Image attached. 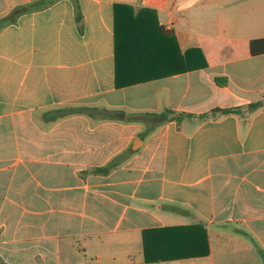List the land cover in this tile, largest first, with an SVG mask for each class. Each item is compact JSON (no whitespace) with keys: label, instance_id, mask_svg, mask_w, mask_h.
<instances>
[{"label":"crops","instance_id":"obj_1","mask_svg":"<svg viewBox=\"0 0 264 264\" xmlns=\"http://www.w3.org/2000/svg\"><path fill=\"white\" fill-rule=\"evenodd\" d=\"M37 1L0 0V20ZM142 8L165 35L150 55L125 49L121 68L162 74L118 85L116 15L136 37L153 21L134 20ZM254 40L264 48V0H56L2 27L0 264H264ZM80 107L95 109L60 111Z\"/></svg>","mask_w":264,"mask_h":264},{"label":"trees","instance_id":"obj_2","mask_svg":"<svg viewBox=\"0 0 264 264\" xmlns=\"http://www.w3.org/2000/svg\"><path fill=\"white\" fill-rule=\"evenodd\" d=\"M56 0H39L37 2L28 4L26 6L23 7V9L21 10H16L14 11V13L9 16L6 17L3 20H0V29L2 27H4L5 25L12 23L17 16L22 13V12H26V11H34V10H38L41 9L51 3H53ZM157 13L152 10V9H148V8H142L140 10H138L137 12H134V20H141V18H148V19H153V21H149L148 25H145L144 30L143 28L140 26L137 33H136V37L135 36H125L124 32H123V23L125 22V20H122L121 18L117 19L116 15V26H115V40H116V79H117V84H122L121 81H119L120 77L122 74H128L129 79L128 83H137L140 81H144L146 78L149 77H153V76H158L162 73L160 72H156L155 68L151 67L148 69H138V70H128V71H123V67L121 68V61L120 59H122L123 56V51H125V49L127 48H131L129 50H133L134 48L133 45L138 46V52L140 54H146V55H150V53L154 52L156 50V47H158L157 44V37L159 35H165L163 32V28L158 24V19H157ZM131 21V20H129ZM133 28H137V27H133ZM131 28V29H133ZM261 40H254L251 42L250 47H251V52L255 53V52H259L262 51L264 48L263 47H255V44L257 42H259ZM151 57V56H149ZM135 74H141L142 77H138L135 76ZM261 104L259 102L256 103H252L249 105L250 109H254L257 108L258 106H260ZM95 108H91V107H80V108H76V109H61L60 111H67V112H78V111H90L93 110ZM236 108H229V109H214L213 113L216 112H233L236 111ZM176 112L171 110V109H167L164 110V112L161 113H132V114H127L125 111H115V110H109V109H103L102 110V118H118L121 120H127V121H139V120H143L145 119L146 116L149 115H153V116H157L160 117L162 120H167L169 119V115L170 114H175ZM116 165V161L115 159L112 160L108 165L98 168V171L101 172H109L110 169L112 167H114Z\"/></svg>","mask_w":264,"mask_h":264},{"label":"water","instance_id":"obj_3","mask_svg":"<svg viewBox=\"0 0 264 264\" xmlns=\"http://www.w3.org/2000/svg\"><path fill=\"white\" fill-rule=\"evenodd\" d=\"M136 147H138V146H135V149H136Z\"/></svg>","mask_w":264,"mask_h":264}]
</instances>
